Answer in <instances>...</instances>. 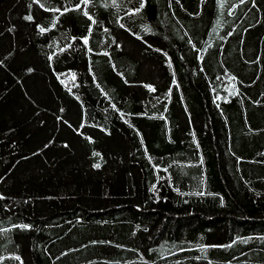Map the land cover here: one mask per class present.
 I'll return each mask as SVG.
<instances>
[{
  "label": "trees",
  "instance_id": "trees-1",
  "mask_svg": "<svg viewBox=\"0 0 264 264\" xmlns=\"http://www.w3.org/2000/svg\"><path fill=\"white\" fill-rule=\"evenodd\" d=\"M0 264H264V0H0Z\"/></svg>",
  "mask_w": 264,
  "mask_h": 264
},
{
  "label": "snow or ice",
  "instance_id": "snow-or-ice-1",
  "mask_svg": "<svg viewBox=\"0 0 264 264\" xmlns=\"http://www.w3.org/2000/svg\"><path fill=\"white\" fill-rule=\"evenodd\" d=\"M29 19H31V17H29ZM96 167H99V165H96Z\"/></svg>",
  "mask_w": 264,
  "mask_h": 264
}]
</instances>
